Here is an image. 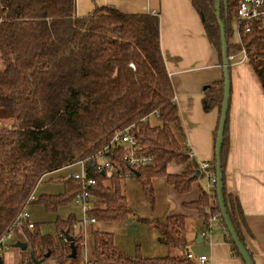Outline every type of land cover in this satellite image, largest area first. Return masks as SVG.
Instances as JSON below:
<instances>
[{"label":"trees","instance_id":"trees-1","mask_svg":"<svg viewBox=\"0 0 264 264\" xmlns=\"http://www.w3.org/2000/svg\"><path fill=\"white\" fill-rule=\"evenodd\" d=\"M191 1L222 67L215 15L219 5L228 54L245 48L264 90V23L251 24L250 33L241 36L240 43L237 39L230 43L239 0ZM222 99L223 77L205 87L202 99L204 111H217L209 170L212 176ZM0 109L11 118V128L0 133V239L27 205H40L46 213L70 205L81 190L79 182L59 177L53 182L60 183L62 191L52 194L38 195L37 187L46 176L89 159L125 130L136 139L141 152L152 157L149 167L134 173L151 204L153 180L163 178L182 195L204 175L187 147L160 49L158 16L95 6L90 14L80 17L76 0H0ZM152 117L157 125L150 124ZM228 117L227 113L221 149L222 192L227 215L244 245L240 203L225 189ZM117 164L121 172L127 170L121 159ZM170 165L183 170L171 174ZM86 174L95 181L89 188L94 200L89 218L112 224L134 215L122 192V177L90 169ZM31 197L34 201L27 204ZM209 199L199 187L198 199L187 206L206 217ZM214 206L213 211L219 213L216 201ZM140 221L157 232V241L168 251L165 257L127 256L114 245L112 234L95 230L87 264H198L195 258L187 257L184 216ZM75 223L73 215L67 220L57 219L55 237L42 235L36 224L31 231L23 229L28 248L18 264H32L30 248L41 264L52 258L55 264H84L83 231L76 233ZM228 241L241 259L230 237ZM47 252L50 255L45 259ZM0 261L5 264L1 255Z\"/></svg>","mask_w":264,"mask_h":264},{"label":"crops","instance_id":"crops-1","mask_svg":"<svg viewBox=\"0 0 264 264\" xmlns=\"http://www.w3.org/2000/svg\"><path fill=\"white\" fill-rule=\"evenodd\" d=\"M95 6L114 8L127 14L158 16L160 49L174 90L187 147L198 165L210 164L217 111H204L202 99L205 87L221 81L223 73L218 53L206 37L192 1L76 0V13L80 17L86 16ZM230 83L225 189L240 203L246 250L254 264H264V90L249 63L230 64ZM169 167L171 174H180L183 170L173 165ZM202 173V178L186 194L180 195L168 185L175 208L167 216L185 217L187 252L196 257L207 256L205 264H244L232 250L229 235L224 234L221 225H213L211 243L198 238L207 215L203 217L187 205L198 199L199 187L210 198V171L209 175ZM209 201L214 209V203Z\"/></svg>","mask_w":264,"mask_h":264},{"label":"rangeland","instance_id":"rangeland-1","mask_svg":"<svg viewBox=\"0 0 264 264\" xmlns=\"http://www.w3.org/2000/svg\"><path fill=\"white\" fill-rule=\"evenodd\" d=\"M231 28H234L232 21ZM236 41L235 37L229 39L230 43ZM151 125H157L158 121L155 118L150 119ZM11 128V118L2 109H0V133ZM169 169H171L169 167ZM168 169V170H169ZM80 167L73 165L69 168L54 172L43 179L42 184L37 187L36 194H52L62 191L60 183H54L53 180L64 177L67 174L79 173ZM203 185V181L200 180ZM153 202L152 204L146 198L140 182L132 177L122 183V192L127 199L128 207L134 212L128 220L112 224L96 223L88 225L83 232V242H85L86 256H91L93 237L92 233L95 230L112 234L114 245L124 254L130 257L140 256L142 258H160L165 257L168 253L167 248L161 245L158 241V234L155 230L150 229L146 223L140 220H160L163 221L167 215L175 208V203L169 197V187L163 178H157L152 182ZM31 214L30 221L35 223L39 232L42 235L56 236L55 221L57 219L67 220L70 215L75 217L76 221L84 217V213L73 202L57 210L55 213H46L40 205L28 207ZM76 233H79L77 230ZM15 242H25L24 235L17 233L13 236L10 245ZM37 253L40 251L37 248ZM46 253L43 254V256ZM1 257L5 264H18L25 257V253L14 249L10 246L9 249L1 252ZM47 264H55L52 258Z\"/></svg>","mask_w":264,"mask_h":264},{"label":"built area","instance_id":"built-area-1","mask_svg":"<svg viewBox=\"0 0 264 264\" xmlns=\"http://www.w3.org/2000/svg\"><path fill=\"white\" fill-rule=\"evenodd\" d=\"M264 23V0H239L238 5L234 14V28L233 34L237 41L241 42V36L250 33L251 24ZM229 64L234 63H249V57L245 48H241L238 52L228 54ZM190 157L193 154L190 152ZM121 159L127 170L121 172L118 168L117 160ZM152 157L141 152L140 146L136 139L129 133L128 130L117 133L113 136L108 145L98 151L95 155L87 160L80 161L75 165L80 167L79 173L67 174L63 178L65 180L77 181L81 185V190L74 198L73 203L77 205L84 213V217L76 221L73 224L74 230H85L88 225L96 224L95 219L89 218L87 214L93 209V197L90 194V189L95 185V181L87 178V169H90L95 173L113 174L116 173L118 177H122L124 180L134 177V173L140 169L149 167L152 164ZM69 168V167H68ZM200 171L208 174L210 170L209 163H200ZM211 176L212 180V193L210 195V200L214 203L215 197V186H214V176ZM34 201V197L29 199V204ZM29 205L26 209L18 216L14 225L10 230L0 239V255L3 250L10 248V244L13 240V236L17 233H22L23 229L33 230L34 223L30 221V214L28 211ZM205 214L207 215V220L204 229L200 232V239L211 243V230L214 224H219L222 226L224 234L227 236V230L222 224L220 219V214L209 206L205 209ZM82 247L85 248V243H82ZM85 250V249H84ZM188 258H195L198 264H205L208 262L207 256L196 257L192 253H187ZM88 263V259L84 256V264Z\"/></svg>","mask_w":264,"mask_h":264},{"label":"water","instance_id":"water-1","mask_svg":"<svg viewBox=\"0 0 264 264\" xmlns=\"http://www.w3.org/2000/svg\"><path fill=\"white\" fill-rule=\"evenodd\" d=\"M216 20L219 25L220 29V40H221V62H222V73H223V99L221 104V114L219 119V128L217 133V138L215 141V175H214V186H215V195H216V202L219 209L220 218L222 219L224 226L227 230V233L229 237L231 238V241L233 242L239 256L243 260L244 264H254L252 261V258L250 257V254L244 247V245L241 243L238 235L235 232V229L227 215L224 198H223V174H222V166H221V149H222V143H223V137H224V131L226 126V120H227V113L229 109V102H230V92H231V83H230V64L228 62V48L227 43L225 39V21L220 19L219 15V5L216 4ZM104 175V173H101ZM138 176V175H136ZM196 177H198V173L196 174ZM199 240L200 235L198 236ZM12 248L18 249L22 252L26 251L28 246L24 242H15L11 245ZM29 255L32 264H41V261L36 259L33 250L29 249ZM49 252H47L44 255V258L47 259L49 257ZM1 264V261H0Z\"/></svg>","mask_w":264,"mask_h":264}]
</instances>
